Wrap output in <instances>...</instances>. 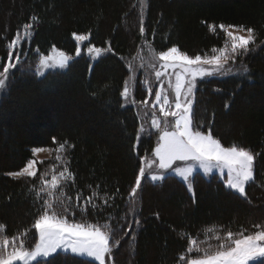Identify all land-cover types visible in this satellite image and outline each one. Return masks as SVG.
I'll use <instances>...</instances> for the list:
<instances>
[{"label": "trees", "instance_id": "trees-1", "mask_svg": "<svg viewBox=\"0 0 264 264\" xmlns=\"http://www.w3.org/2000/svg\"><path fill=\"white\" fill-rule=\"evenodd\" d=\"M30 17L34 18L31 34L13 51L12 59L19 52L21 62L11 70L7 94L0 99V225L4 226L0 236L10 241L15 236L17 244L23 239L27 248L34 247L38 240L34 221L49 199L44 193L42 198L36 195L40 176L47 172L45 178L50 180L64 167L74 174L84 196L94 190L99 197L108 194L110 206H104L103 212L77 211L68 218L115 229L112 241L121 242L113 249V264H186L187 259L202 255L195 248L187 251L191 240L202 249L209 244L215 247L217 234L224 236L228 230L249 234L257 230L255 225H264V0H145L143 5L140 0H0V71L12 51L8 44L17 33H24ZM220 24L256 30L251 51L234 65H246L249 73L199 79L193 120L201 131L210 129L224 146L235 144L254 153V181L246 186L247 199L226 188L217 176L208 179L200 174L192 182L194 197L184 182L169 175L161 182L143 179L130 199L140 157L146 153L148 157L157 141L154 130L132 150L142 104L126 106L120 95L131 63L148 50L158 54L173 45L190 56L211 55L214 47L228 42ZM125 25L131 29L126 31ZM74 32L89 36L86 45L110 46L112 51L93 66L82 54L64 70L36 75V49L49 54L55 45L74 55L78 46ZM138 81L134 100L149 97L151 102L154 95L148 94L143 78ZM36 147L52 150L49 158L36 164L37 176H8L33 159ZM61 183L65 195H75L67 182ZM55 196L59 198V192ZM95 203L102 205L103 200L97 198ZM53 204L60 212L56 199ZM128 222L133 228L125 236ZM73 257L58 255L54 264L89 260Z\"/></svg>", "mask_w": 264, "mask_h": 264}, {"label": "snow or ice", "instance_id": "snow-or-ice-1", "mask_svg": "<svg viewBox=\"0 0 264 264\" xmlns=\"http://www.w3.org/2000/svg\"><path fill=\"white\" fill-rule=\"evenodd\" d=\"M34 18L30 17V22L23 25L25 36H29L30 30L33 28ZM215 31V26H210ZM219 28L224 30L228 42L223 47L213 48L212 54H196L190 56L181 52L180 49L173 45L166 50H161L157 54L160 61L159 69L153 64L154 75L157 81H160V88L153 89L147 80L142 83L147 88L148 94L154 95L151 102L148 99L142 101L132 100L133 104H142L148 107L151 104V125L152 129L159 132L157 143L152 149V160H147V153L141 156V166H139L138 174L135 178L134 185L129 193V198H134L138 189L141 188L142 179H150L152 182H160L168 177L171 171L174 177H179L182 182L186 183L189 192L193 191L194 173L203 170L205 175L214 173L218 170L219 179L223 181L226 188L239 193L241 197L247 199L245 191L246 185L254 181L253 165L256 156L253 152L245 147H239L235 144L232 146H224L221 140L216 138L212 131H201L200 126L193 120V100L192 95L197 89V78L211 77L214 75H226L233 71L238 57L242 60L243 56L248 54L251 49L250 45L257 40V33L253 27L245 25L220 24ZM238 29L239 31H233ZM139 31L141 34L145 32L143 20ZM246 32V35L239 33ZM73 37L77 42L89 41L88 35L73 33ZM20 42L19 33L8 44L9 49H15ZM112 49H101L91 45L87 47L88 54H95L99 57L102 53H109ZM39 56L38 65L36 67V75H45L48 69L67 68L74 57L65 51L52 46L49 54H41L36 49ZM81 55V48L77 46L75 57ZM13 52H8L9 62L3 64V70L0 71V98L7 94L8 81L11 70L17 67L21 62V55L16 53V63L12 62ZM143 67V64H141ZM168 69L174 70L175 84L169 78L168 86L174 90V98L170 100L167 90L164 87L163 78L168 76ZM179 69V71H175ZM249 69L246 65L236 68V74H248ZM132 87L136 86V78L132 77ZM143 90V89H140ZM120 95L128 99L130 96V84L125 80L123 90ZM123 107V105H122ZM157 107L159 116L157 115ZM227 107V105H225ZM147 116L148 113H145ZM169 118L174 123L169 124ZM163 125V127H162ZM147 129L141 124L136 132V143L132 145V150L136 151L137 146L141 143L142 134ZM154 133L149 132V138ZM55 142V137L52 138ZM65 143H61L57 151L65 148ZM44 151L43 148L36 147L32 149L33 154ZM59 159V157H57ZM147 162L149 167L156 164L159 169L158 174L146 175V168L143 163ZM176 162H183V166H176ZM38 163L35 159H29L25 166L18 171L7 173L8 176L15 178L36 177L37 169L35 165ZM39 163H43L42 161ZM226 170V171H225ZM48 173L44 172L40 176V188L36 192L37 197L46 194L49 199L44 200L40 212L34 221V229L38 232L39 239L31 249L25 246L24 240L21 239L19 244L16 243L14 236L10 241L7 236H0V264H41L40 258H43V264H54L58 255L67 256L69 253L74 254L75 258H90L86 264H112L111 257L113 249L120 245V239L112 241L115 229L110 224L99 225L92 223L72 222L68 217L73 216L79 211L80 214H86L89 211L103 212L104 206L109 205L108 194L99 197L97 191H92L91 195L84 196L75 184L74 174L64 167L58 175H52L51 179H47ZM61 181L67 182L69 190L75 189V195H65V185ZM91 187V186H89ZM97 188L99 186L97 185ZM59 192V198L55 193ZM119 192V189L116 190ZM116 193H112L114 199ZM195 194L193 193V197ZM42 198V197H41ZM97 198L103 200V204H97ZM53 199H56L60 205V212L54 208ZM157 218L159 214L157 213ZM110 219V217H109ZM138 226L140 220L135 219ZM0 225V231L3 230ZM128 231H124L123 235H129L133 228L132 222H128ZM257 230L245 234L241 231L234 233L228 230L224 236L217 234L215 239L218 244L213 247L211 244L206 248H200L196 240L190 241L187 251L193 252L195 248L196 258H189L186 264H249V261H257L258 264H264V225H255ZM123 228V225H121ZM208 231L214 232V228ZM110 241H112L110 243ZM11 245V250L8 248ZM59 250V251H58ZM184 259V257H181Z\"/></svg>", "mask_w": 264, "mask_h": 264}, {"label": "rangeland", "instance_id": "rangeland-1", "mask_svg": "<svg viewBox=\"0 0 264 264\" xmlns=\"http://www.w3.org/2000/svg\"><path fill=\"white\" fill-rule=\"evenodd\" d=\"M140 1H141V4L142 5L145 3V0H140ZM125 27H126V31H129V29H131V28H129L126 25H125ZM233 31H237L238 32L239 30L238 29H233ZM239 34L246 35V32L239 33ZM24 37H26V36L23 33L20 36V42L17 44V46L15 48L16 50H18V48L20 46V43H21V41L23 40ZM77 43H78V46L81 48V55L84 54V55H86L88 58H90L92 60V66L104 54V53H102L99 57H96L94 53L93 54H88L87 53V47L89 45H86L87 41L86 42H77ZM83 45L86 46L85 49L83 48ZM15 49H12V52ZM69 55H71V54H69ZM71 56L75 57V54L74 55H71ZM12 62L13 63H16V58H13L12 59ZM141 64H143V67H141ZM153 64H155L156 65V68L159 69L160 61L157 59V54L154 53L151 50H148V52H144V56L142 58L135 59L131 63V66H130V75H129L128 79H127L129 81V84H130V96L128 97V99H125L124 98V104L126 106H130V105L137 106L138 105V104L131 103V101L134 99L135 88H136L137 84L139 83V81H138L139 77L143 78L144 80H147L149 82V84L153 87L154 91L155 90H158L160 88V81H157L156 80L155 75H154V69L151 67V65H153ZM37 65H38V63H37ZM37 65H36V67H37ZM64 69H66V68H64ZM64 69H61V68H52V69H48L47 72H49V71L64 70ZM235 69L236 68L233 66L232 73L236 71ZM35 71H36V68H35ZM175 71H179V69H177ZM168 73H169V75L168 76H165L163 78V81H164V87L167 90L168 95H169L170 100H171V99L174 98V95L175 94H174L173 88H170L168 86V81H169V78H171V82L174 85L175 84V75H174V70L173 69H168ZM226 75H228V74H226ZM38 76L41 77V75H38ZM133 76H135V78H136V86L135 87H132L131 86L132 85V77ZM218 76H224V75H218ZM199 79H201V78L198 77L197 78V81ZM191 98L193 100V105H192V107H193L194 106L195 91H194V93H193V95H192ZM148 100L150 101L149 97H148ZM139 106H140V104H139ZM140 107H142L141 110H140V112H139L140 113V118H141V124H143L144 127H145V129L148 130L144 134H142V137H143V136H147L149 134V132H153L155 129H152L150 127V125H151V111H152L151 104H149L148 107H145L144 105H141ZM145 113H148V115L146 116ZM157 115L158 116L160 115L159 114V111H158V107H157ZM172 123H174V121H172V119L169 118V124H172ZM162 127H163V125H162ZM156 133H157V138H158V136H159L160 133L159 132H156ZM156 143H157V141H156ZM43 149H44V151H41L39 153L33 154V159H35L37 161H41L42 159H46V158H49L51 156V154H52V150L51 149H49V148H43ZM147 160L148 161L152 160V153L147 157ZM143 166L146 168V175H149V174H158L159 173V169H158V166L156 164H152L151 167H149V164L147 162H144L143 163ZM176 166H183V162H176ZM36 167H37V165H35V168ZM197 174H200V175H202V176H204L205 178H208V179L211 178L212 176H217L219 178V172H218V170H214V173H212V174L205 175L203 173V170L201 169V170H199V172H195L193 175L196 176ZM169 175L170 176H173L172 173H171V171H169L168 176ZM253 175H254V165H253ZM177 178L179 180H181L179 177H177ZM192 182H193V180H192ZM184 184L186 185V183H184ZM186 187H187V185H186ZM245 191H246V187H245ZM191 193L192 194L194 193V189H193V191ZM37 234H38V232H37ZM38 239H39V236H38ZM0 250H2V249H0ZM8 250L9 251L11 250V247L10 246H9ZM72 255H74V254H72ZM42 259L43 258H40V260H42ZM85 259H90V258L85 257ZM261 259H264V258H261ZM255 262H257V261H249V264H253ZM96 263L98 264V262H96ZM16 264H21V262L17 261Z\"/></svg>", "mask_w": 264, "mask_h": 264}]
</instances>
